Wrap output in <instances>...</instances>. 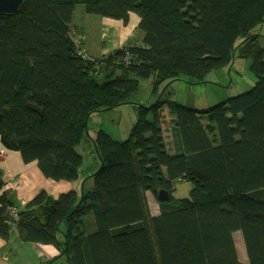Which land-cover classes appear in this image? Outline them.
<instances>
[{
    "label": "trees",
    "instance_id": "16d2710c",
    "mask_svg": "<svg viewBox=\"0 0 264 264\" xmlns=\"http://www.w3.org/2000/svg\"><path fill=\"white\" fill-rule=\"evenodd\" d=\"M77 5L125 26L138 16L142 43L90 55L86 37L74 36L83 33ZM262 26L264 0H27L1 15V147L73 189L42 191L15 218L0 168V238L16 231L23 243L53 246L59 256L45 264H264ZM236 57L252 59L250 91L205 110L164 99L174 83H207ZM151 78L153 99L133 102ZM126 105L139 111L128 140L89 131L93 115ZM83 143L100 163L94 173L83 171ZM177 181L192 185L190 198L174 199Z\"/></svg>",
    "mask_w": 264,
    "mask_h": 264
},
{
    "label": "rangeland",
    "instance_id": "374dc122",
    "mask_svg": "<svg viewBox=\"0 0 264 264\" xmlns=\"http://www.w3.org/2000/svg\"><path fill=\"white\" fill-rule=\"evenodd\" d=\"M138 23L139 18L134 14L131 16L130 23L125 26L120 21L88 14L81 5L76 6L73 18L75 29L85 33L84 47L92 56L100 55L104 46L111 49L119 44L121 47V41L126 40L129 34L133 36L134 40H141L142 43L144 34L136 28ZM254 33L261 35L258 43L261 48H264V26L257 28ZM119 46H116V48ZM251 66V58L239 59L236 57L228 69L211 73L206 79L207 83L200 85H190L184 82L174 83L166 91L164 99H170L177 104L196 110L210 109L230 97L241 95L254 87L257 79L251 71ZM153 82V78L141 80L139 91L131 100L140 105H148L153 99ZM138 114L137 105L122 106L116 110L93 115L88 127L90 132L103 130L117 141H126L138 121ZM164 115L167 116L164 128H167L168 131L170 126L172 127L170 120L174 116L166 108L164 109ZM78 151L85 159L83 171L94 173L100 167L96 155L93 151H90L89 147H85L84 143L78 147ZM191 190L192 185L190 183L177 181L174 184L173 197L175 200L190 198ZM149 199L152 214L158 215L159 205L151 193ZM235 242L240 261L247 263V254L241 232L235 234Z\"/></svg>",
    "mask_w": 264,
    "mask_h": 264
},
{
    "label": "crops",
    "instance_id": "0c3cea01",
    "mask_svg": "<svg viewBox=\"0 0 264 264\" xmlns=\"http://www.w3.org/2000/svg\"><path fill=\"white\" fill-rule=\"evenodd\" d=\"M133 41V36L129 34L126 40L121 41L120 45L123 46ZM135 41L141 43V40ZM116 46L119 44L111 49L104 46L100 55L97 56L106 55L120 47L116 48ZM0 168L3 171V180L6 184L4 190L12 192L11 196L18 208L27 206L42 191L57 198L73 189V185L70 183H57L47 179L39 169L37 162L26 164L19 152L8 153L2 149L1 144ZM148 200L150 201L149 194ZM58 256L59 251L53 246L23 243L16 231H13L8 243L0 238V264H45Z\"/></svg>",
    "mask_w": 264,
    "mask_h": 264
},
{
    "label": "water",
    "instance_id": "95a60500",
    "mask_svg": "<svg viewBox=\"0 0 264 264\" xmlns=\"http://www.w3.org/2000/svg\"><path fill=\"white\" fill-rule=\"evenodd\" d=\"M27 0H0V16L1 15H14L25 5ZM170 198L169 192L161 190L159 192V199L167 201Z\"/></svg>",
    "mask_w": 264,
    "mask_h": 264
},
{
    "label": "built area",
    "instance_id": "2783aa9c",
    "mask_svg": "<svg viewBox=\"0 0 264 264\" xmlns=\"http://www.w3.org/2000/svg\"><path fill=\"white\" fill-rule=\"evenodd\" d=\"M76 34H78V33H76ZM74 36L77 38L76 42H79L81 39H83L85 37V33L83 32V33H80L79 35H74ZM79 54L85 58L87 57V54L84 53V51H81ZM11 212H12L13 216L15 218H17L18 214H19V208H12Z\"/></svg>",
    "mask_w": 264,
    "mask_h": 264
}]
</instances>
